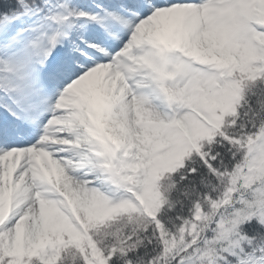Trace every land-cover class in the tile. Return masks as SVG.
<instances>
[{
    "label": "snow or ice",
    "instance_id": "6c2138e0",
    "mask_svg": "<svg viewBox=\"0 0 264 264\" xmlns=\"http://www.w3.org/2000/svg\"><path fill=\"white\" fill-rule=\"evenodd\" d=\"M0 264H264V0H0Z\"/></svg>",
    "mask_w": 264,
    "mask_h": 264
}]
</instances>
